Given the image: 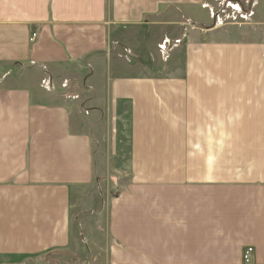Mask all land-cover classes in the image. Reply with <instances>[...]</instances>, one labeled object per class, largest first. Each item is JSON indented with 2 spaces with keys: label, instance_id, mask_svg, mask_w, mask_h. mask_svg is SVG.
I'll return each mask as SVG.
<instances>
[{
  "label": "crops",
  "instance_id": "crops-1",
  "mask_svg": "<svg viewBox=\"0 0 264 264\" xmlns=\"http://www.w3.org/2000/svg\"><path fill=\"white\" fill-rule=\"evenodd\" d=\"M220 1L0 0V264L68 247L71 193L120 126L130 182L93 264H264V0H238L232 37L194 26Z\"/></svg>",
  "mask_w": 264,
  "mask_h": 264
},
{
  "label": "rangeland",
  "instance_id": "rangeland-1",
  "mask_svg": "<svg viewBox=\"0 0 264 264\" xmlns=\"http://www.w3.org/2000/svg\"><path fill=\"white\" fill-rule=\"evenodd\" d=\"M219 3L217 10L220 13V17H218L215 27L218 28L217 24H221L222 20L229 26H226V29L212 28L216 29L213 31H221L224 36L232 37L240 32L237 28L247 27L242 21H247L248 19L240 17L242 14L237 11V7L233 3L232 5L235 9L230 8L228 2L224 6L222 1ZM169 10L172 11V9ZM208 12L212 13V10L208 8ZM167 15H169L167 19L172 18L170 15H173V12H169ZM224 15L227 17H223ZM203 16L197 20L194 19L196 21H193L194 26H199L201 20L205 24L203 26L211 28L214 20L211 17L209 18V16L207 17L206 14ZM181 19L183 23L188 22L190 24V21L184 17H181ZM199 33L198 39L206 40L207 34H203L204 32L200 31ZM165 46L166 50H163ZM181 46L176 45V49ZM162 47H158L161 56L156 51V54H153L154 60L151 58L149 62L154 68L160 66L159 63L168 57L169 47L167 45H162ZM176 55L177 63H181V52ZM158 57L160 60L157 59ZM116 133L117 139H114V141L110 140L107 132L100 133L102 140L97 144L94 142L93 148V159L95 162L93 180L86 187L78 188L71 193L70 244L65 249L38 255L37 264H93L103 263L107 260V248L111 243V239L106 233L109 201H112L116 194L127 186L131 176L130 173L123 171L125 156L128 153L127 140L129 139V130L127 126H120L119 131H116Z\"/></svg>",
  "mask_w": 264,
  "mask_h": 264
},
{
  "label": "built area",
  "instance_id": "built-area-1",
  "mask_svg": "<svg viewBox=\"0 0 264 264\" xmlns=\"http://www.w3.org/2000/svg\"><path fill=\"white\" fill-rule=\"evenodd\" d=\"M233 1H235V0H233ZM235 2H237V4H234L236 7H237V5H238V7H237V11L239 12V13H241L242 14V18H244V19H247L248 18V16H249V13H247V12H243V7H241V5H240V3H239V1L237 0V1H235ZM239 3V4H238ZM240 6V7H239ZM231 8H234V6L232 5V6H230ZM235 9V8H234ZM240 10V11H239ZM218 11V10H217ZM217 11H215V12H212V15H213V20H214V25H215V23H216V21H217V19H218V14H219V11L217 12ZM36 37V33H32V35H31V38L30 39H33V38H35ZM252 254H253V248L252 247H250V246H248V247H246V248H244L243 249V252H242V260H243V262L244 263H249L250 261H251V256H252Z\"/></svg>",
  "mask_w": 264,
  "mask_h": 264
}]
</instances>
